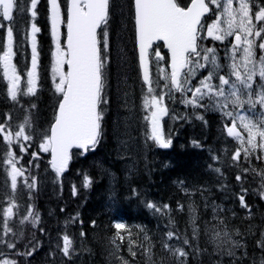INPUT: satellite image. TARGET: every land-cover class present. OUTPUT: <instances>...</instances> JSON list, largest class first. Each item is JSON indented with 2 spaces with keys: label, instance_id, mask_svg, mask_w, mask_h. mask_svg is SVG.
Returning a JSON list of instances; mask_svg holds the SVG:
<instances>
[{
  "label": "snow or ice",
  "instance_id": "1",
  "mask_svg": "<svg viewBox=\"0 0 264 264\" xmlns=\"http://www.w3.org/2000/svg\"><path fill=\"white\" fill-rule=\"evenodd\" d=\"M46 3L54 43L51 51L52 90L58 101L52 122L42 131L33 127L29 117L15 128L10 114H5L6 118L0 122V143L5 147L0 153V169L6 173L5 186L10 188L6 200L0 201V264H30V258L41 250L43 243L36 238L35 232L23 251L18 247L24 239L25 225L48 235L40 226L42 220L34 195L39 191V180L32 172L39 168L42 154L50 156L48 164L55 177H62L73 158V149L80 150L81 155L95 151L102 138V122L109 104L111 0H46ZM40 5L41 0H0V71L7 81V97L14 104H20V97L37 94L41 72L38 48L41 28L35 21L40 14ZM131 11L138 46L145 140L158 148L168 149L172 139L163 131L165 117L174 122L195 119L206 125L204 112L220 113L224 120L221 135L232 138L238 145L231 150L227 165L236 169L239 191L233 195L239 207L246 211V218L251 220L252 208L246 200L249 189L245 187L249 175L253 179L259 178L258 194L264 200V168H258L252 162L254 157L264 163V0H190L187 4L183 0H132ZM18 15L30 16V30H25L23 40L17 39ZM61 26L66 32L61 31ZM25 42H30V67L18 71L13 60ZM157 42H163L170 57L166 59L161 55ZM221 47L223 60L219 54ZM173 103L182 104L191 112H178L170 107ZM31 107L35 108V105ZM193 147L202 148L203 145L193 141ZM33 148L35 151H29ZM223 152L227 156L229 149L224 148ZM25 155L31 157L27 160L29 167H18ZM211 159L223 163L217 154H211ZM209 168L219 176L224 175L220 167L210 164ZM92 183V178L84 173L80 187L87 189ZM176 183L186 196L194 195L184 187L183 181ZM220 187L223 190L226 185ZM22 189L27 190L29 202L26 205L17 199V193ZM78 191L74 184L72 195L76 196ZM204 191L200 190L202 196ZM133 194H136L135 189ZM144 206L153 214L168 217L165 225L168 230L163 233L161 246L175 264H189L191 256L202 254L204 250L194 243L200 235L194 203L188 204L190 236L176 228L168 204L146 201ZM205 207H209L207 202ZM211 208L215 222L211 239L216 242V251L229 257L230 264H243L246 259H251V264H264V230L259 231L255 242L261 255L258 260L255 254L250 258L246 242L234 239L233 233L228 231L221 215L225 209L217 204H211ZM184 210L185 205L178 201L176 211ZM60 211L64 212V208ZM77 222L81 225L79 249L67 232L68 226ZM15 224H19V231L13 227ZM91 225L95 227L96 221L93 220ZM82 226L83 221L76 213L64 221L65 230L57 233L54 247L50 238L47 255L53 258L51 264H57V258L59 264H72L75 257L90 251L84 245L86 233ZM113 227L116 230L111 240L116 249L113 255H117L121 264L129 262L118 255L120 244L117 240L123 243L126 237L128 252L133 258L139 249L147 264H155V245L143 227L137 226L144 233L139 244L132 240V232L125 222L114 221ZM249 232L256 235L251 225ZM234 235L243 237L238 229Z\"/></svg>",
  "mask_w": 264,
  "mask_h": 264
},
{
  "label": "trees",
  "instance_id": "2",
  "mask_svg": "<svg viewBox=\"0 0 264 264\" xmlns=\"http://www.w3.org/2000/svg\"><path fill=\"white\" fill-rule=\"evenodd\" d=\"M183 3H190V0H183ZM131 4L132 0H111L112 47L107 82L109 104L102 122V138L95 151L83 155L79 154L80 151H75L69 170L59 179L55 177L48 164L49 156L42 154L39 168L32 169V172L39 180V191L34 195L35 206L42 220L40 226L48 235L41 234L38 229H33L30 225H25L24 239L20 241L18 247L23 251L25 245L32 239V233L35 232L36 238L42 241L43 246L34 257L30 258V264H51L53 258L47 255L50 238L51 246L54 247L57 233L65 230L64 221L79 213L86 233L84 245L90 251L82 252L75 257L72 264H121L117 255H113L116 249L111 243L116 231L113 227L114 221H123L128 225L132 232V240L136 244L143 241L144 233L140 232V227H143L155 245L153 248L155 264H175L174 259L164 252L161 246L163 233L168 230L165 227L168 217L153 214L144 206V202L168 204L172 209L171 215L175 220L176 228L189 236L191 226L188 204L194 203L198 217L197 224L200 228L199 238L194 243L204 251L200 255L191 256L189 264H230V258L221 256L216 251V242L211 239L215 223L212 221L211 204H217L225 209L221 215L225 218L228 231L233 233V238L245 241L249 257L255 254L258 260L261 253L256 249L255 242L259 231L264 230V200L260 199L258 194L260 180L253 179L249 175L245 185L249 189L246 200L251 205L253 213L252 219L249 220L246 218V211L239 207L233 195L239 191V185L235 181L236 169L227 165L231 150L238 145L232 138L221 135L224 123L221 114L213 111L204 112L206 125L195 119L189 122H174L169 117H165L162 122L163 131L166 136L170 134L172 139V146L168 149L158 148L151 141L145 140L140 70ZM38 7L40 14L35 22L41 28L38 34L41 72L37 94L20 97V104H14L7 97V81L3 79L0 71V122L6 118L5 114H10L11 123L15 128L29 117L33 127L37 131H42L52 122L58 97L52 90L51 51L54 50V43L46 0H41V5ZM16 27L19 30L17 39L23 40L25 30H30V16L18 15ZM205 43L211 45L208 41ZM215 43L219 45V42ZM158 46L159 51L166 55L163 46ZM220 51L223 59L222 47ZM30 56V42H25L13 60L17 64L18 71H23L26 66L30 67ZM33 104L35 108L31 107ZM170 107L181 113L191 112L190 108L185 109L179 103H173ZM193 141H199L203 147H193ZM224 148L229 149L227 156L223 152ZM4 150V145L0 143V153ZM15 150L17 155H20L19 150ZM210 153L221 156L223 163L214 162ZM30 158L25 155L17 166L23 165L28 168L27 160ZM252 162L256 167L264 168V163L256 161L254 157ZM210 164L213 167H220L224 175L219 176L212 171L209 168ZM243 166L247 167V164ZM84 173L93 180L91 187L87 189L80 187ZM25 175L28 173L26 172ZM5 178L6 173L0 169V201H5L6 195L10 194V188L4 184ZM177 181H183L184 187L194 195L186 196L177 185ZM74 184L79 188L76 196L72 195ZM221 184L226 185V188L221 190ZM133 189L136 190L135 195ZM201 189L206 190L203 196L200 194ZM17 199L20 204L26 205L29 202L27 190H20ZM178 201L185 205L183 212L176 211ZM206 202L209 204L207 208ZM61 208H64V212L60 211ZM23 211L24 209L21 208V213ZM233 212L236 213L235 217L232 216ZM93 220L96 221L95 227L91 225ZM249 225L256 232L255 236L249 232ZM13 227L17 231L20 230L19 224ZM80 229L81 225L78 222L70 224L67 228L68 234L76 241L77 249L80 248ZM237 229L243 237L234 235ZM117 244H120L118 255L126 259L129 264H147L139 249H136L135 258L129 254L127 237L123 243L117 240ZM243 264H251V259L244 260Z\"/></svg>",
  "mask_w": 264,
  "mask_h": 264
},
{
  "label": "rangeland",
  "instance_id": "3",
  "mask_svg": "<svg viewBox=\"0 0 264 264\" xmlns=\"http://www.w3.org/2000/svg\"><path fill=\"white\" fill-rule=\"evenodd\" d=\"M214 18V17H213ZM61 29H62V26H61ZM229 39H232V38H229ZM209 46H211V45H209ZM220 56H221V58H222V51H220ZM223 60V59H222ZM162 64H163V62H162ZM166 66V65H165ZM256 112L257 113H259L260 112V109H259V107H257V109H256ZM255 118H258V117H254V119ZM240 131H241V133L246 137L247 136V133L246 132H244L243 131V129H239ZM135 147H139V146H135Z\"/></svg>",
  "mask_w": 264,
  "mask_h": 264
},
{
  "label": "water",
  "instance_id": "4",
  "mask_svg": "<svg viewBox=\"0 0 264 264\" xmlns=\"http://www.w3.org/2000/svg\"><path fill=\"white\" fill-rule=\"evenodd\" d=\"M159 43H162L163 44V42H157V44H159ZM155 46V45H154ZM153 46V47H154ZM164 48H165V50L168 52V50H167V48L164 46ZM137 50H138V46H137ZM168 54H169V57H170V53L168 52ZM73 150H75V149H73ZM72 150V151H73ZM70 162H71V160H70ZM70 162H69V165H70ZM69 167V166H68Z\"/></svg>",
  "mask_w": 264,
  "mask_h": 264
}]
</instances>
